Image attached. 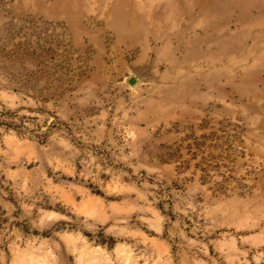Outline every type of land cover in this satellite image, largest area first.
<instances>
[{"label":"rangeland","instance_id":"obj_1","mask_svg":"<svg viewBox=\"0 0 264 264\" xmlns=\"http://www.w3.org/2000/svg\"><path fill=\"white\" fill-rule=\"evenodd\" d=\"M0 264H264V0H0Z\"/></svg>","mask_w":264,"mask_h":264}]
</instances>
